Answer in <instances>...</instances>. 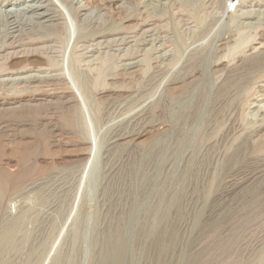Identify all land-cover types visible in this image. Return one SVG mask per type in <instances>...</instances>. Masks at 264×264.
<instances>
[{"label": "rangeland", "instance_id": "1", "mask_svg": "<svg viewBox=\"0 0 264 264\" xmlns=\"http://www.w3.org/2000/svg\"><path fill=\"white\" fill-rule=\"evenodd\" d=\"M55 1L63 33L0 16L1 78L80 72L0 88V264H264V15L235 11L264 0Z\"/></svg>", "mask_w": 264, "mask_h": 264}, {"label": "bare ground", "instance_id": "2", "mask_svg": "<svg viewBox=\"0 0 264 264\" xmlns=\"http://www.w3.org/2000/svg\"><path fill=\"white\" fill-rule=\"evenodd\" d=\"M229 1L231 4H236L240 0H229ZM2 2L0 0V16L5 18L6 21H9L11 24L10 30L6 34V37L9 39L11 38L13 40L17 39L21 36V34L26 35L30 31L38 32L48 29H53V30L56 29L59 33H63V31L66 30V25L68 24L67 18L69 19V22H71L69 17L66 16V18H64L61 15L62 12L60 13V10L62 9V7L55 0H25L23 3L21 2L8 3L7 1L3 3ZM73 2L77 3L80 2V0H73ZM231 10L233 9H228L227 11H225V15H228V13H230ZM235 11L240 12V14L242 15H245L244 17H246V15H249L247 16L249 18L255 16L257 17L256 18L257 21L263 19L262 15H264V9L261 10L259 8L250 9L249 11H241L240 7L239 6L237 7L236 5ZM79 30L80 29L78 28V31ZM112 35L114 36L110 40L98 41L96 44H91L90 46L85 47L86 48L85 53L89 55L88 56L89 58H93L92 61H94L98 57V56H94V53L97 50H104L107 48L113 49L114 47L116 48L117 51L119 50L120 52L125 50L124 46L129 44L130 41L128 40L129 38L123 34H118V33ZM159 47L161 48L162 46ZM43 48L46 49L49 55L48 56L49 63H53L52 60L57 61L59 59L60 57L59 50L55 44H50ZM23 56L24 54L20 55L19 57H23ZM160 57L162 59L163 58L166 59L167 57H170V54H168V51L163 52ZM142 61L143 59H140L138 57H135L134 59L127 58L124 59L122 63H120L119 67L120 70L123 71H131V70L135 71L141 67ZM13 73L14 72H12V74L10 75L9 74L6 75V77H2V78L0 77V88L3 90L12 91L13 94H19V95L26 93L28 89H31L32 87H38L43 84H47L51 82L54 83L59 82L61 79H64L66 81H71L72 78H76V77L78 79L80 78L79 77L80 72L78 73V71L75 70V68L72 67V65L69 66V61L65 62V59H64V68L62 69V71L59 70L52 71L46 68V69H38L33 71H26L25 69L23 72L19 71L14 74ZM82 97L84 96L72 94L68 100L72 102L74 101V103L79 102L81 100L80 103L83 104L85 99L83 100ZM145 106H147L146 103H144L140 109L142 110L143 108H145ZM84 115L85 118H83V116L80 115L79 119L80 120L85 119L84 121L89 123L86 113H84ZM144 136H146L145 132L143 133L141 132L136 137V139L143 138ZM263 262H264V258H263Z\"/></svg>", "mask_w": 264, "mask_h": 264}]
</instances>
